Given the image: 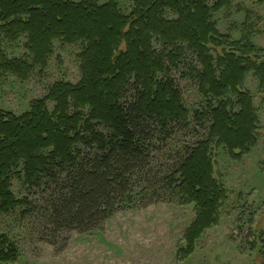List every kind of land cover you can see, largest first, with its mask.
<instances>
[{
    "label": "trees",
    "instance_id": "16d2710c",
    "mask_svg": "<svg viewBox=\"0 0 264 264\" xmlns=\"http://www.w3.org/2000/svg\"><path fill=\"white\" fill-rule=\"evenodd\" d=\"M121 1L0 0V81L26 82L45 71L57 40L84 45L77 84L55 83L21 115L0 109V216L29 213L32 204L15 196L14 180L52 192L57 232H91L118 211L155 203L151 184L160 182L148 177L154 142L171 137L190 115L173 77L183 64V77L198 84L205 102L194 120L208 131L164 181L196 212L179 251L188 259L230 199L215 175L216 152L240 160L260 141L258 110L244 85L252 74L264 91V49L253 43L248 22L235 41L214 22L238 0H132L130 14ZM168 12L176 18L167 19ZM23 38L27 55L9 58L4 44ZM248 233L250 251L264 261L263 234ZM20 260L16 242L0 233V264Z\"/></svg>",
    "mask_w": 264,
    "mask_h": 264
},
{
    "label": "rangeland",
    "instance_id": "374dc122",
    "mask_svg": "<svg viewBox=\"0 0 264 264\" xmlns=\"http://www.w3.org/2000/svg\"><path fill=\"white\" fill-rule=\"evenodd\" d=\"M121 5L125 14L131 13L132 0H122ZM166 17L176 18L170 12ZM213 18L221 34L229 35L233 41L241 39L243 26L248 22L256 31L253 43L264 49V0H238ZM26 42L23 38L16 44L5 43L8 57L27 55ZM154 46L158 50L163 48L158 42ZM83 49V44L67 45L57 40L45 71L38 69L26 82L13 76L4 77L0 81V109L21 115L29 110L32 101L44 98L55 83L77 84L81 80ZM221 51L218 48L216 53ZM184 70L180 64L173 77L190 115L188 122L171 137L154 142L148 177L152 183L160 182L155 187L151 184V193L156 192L155 203L143 206L146 200L118 211L91 232H57L51 221L52 192L28 190L14 180L15 196L28 198L32 204L25 209L29 210L25 216L19 213L0 216V233L9 235L21 251L17 264H264L258 258L259 250L250 251L247 238L252 230L263 234L264 242V91L252 74L247 77L244 89L252 94L258 110L260 141L240 160H233L224 149L216 152L215 175L230 199L221 211L219 225L202 236L195 253L188 259L179 257L196 212L194 206L182 205L164 181L177 168L186 148L208 132L207 126L201 128L194 120L205 102L198 84L183 77ZM49 109L53 111L54 105ZM261 254L264 255L262 251Z\"/></svg>",
    "mask_w": 264,
    "mask_h": 264
}]
</instances>
